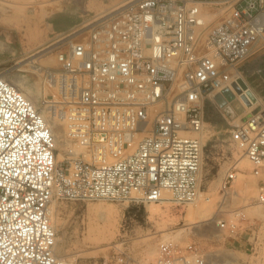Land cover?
Segmentation results:
<instances>
[{
    "label": "built area",
    "instance_id": "2783aa9c",
    "mask_svg": "<svg viewBox=\"0 0 264 264\" xmlns=\"http://www.w3.org/2000/svg\"><path fill=\"white\" fill-rule=\"evenodd\" d=\"M85 26L57 67L38 68L52 93L37 103L0 75V264H77L58 253L57 202H196L213 137L206 107H224L225 91L251 106L229 140L252 165L253 202L264 203V100L253 106L240 84L245 63L264 53V0H124L72 33ZM237 173L235 163L224 173L219 204L237 193ZM230 212L217 224L235 236ZM135 264L263 263L163 241Z\"/></svg>",
    "mask_w": 264,
    "mask_h": 264
},
{
    "label": "rangeland",
    "instance_id": "374dc122",
    "mask_svg": "<svg viewBox=\"0 0 264 264\" xmlns=\"http://www.w3.org/2000/svg\"><path fill=\"white\" fill-rule=\"evenodd\" d=\"M122 1L11 0L10 3L1 4L0 75L16 84L20 78L26 80V86L22 87L26 91L27 85L31 87L28 95L37 103L40 93L49 95L52 90L45 89L47 85L41 70L31 64L38 68L57 67L58 51L67 47L70 38L86 34L89 27L85 26L75 33H72L73 30ZM255 60L262 65L264 53L250 59L251 62ZM228 100L227 105L224 103L225 107L210 103L212 111L208 113L207 120L213 137L205 147L204 187L201 194L209 197L210 201L204 218L191 222L196 215L194 207L197 201L178 205L168 200L158 202L157 206L152 202L134 203L127 200L57 202L53 212L59 255L77 264H121L123 258L135 264L145 261L142 255L148 252L151 253L149 260H153L160 242L173 241L180 245L195 242L221 258L264 264V215L256 212L250 214L255 210L264 213V203L253 202L258 191L257 178L252 174V165L243 154L242 147L229 140L230 124L240 122L249 108L237 98ZM40 110L47 112L43 106ZM234 163L238 173L232 191L236 190L239 195L233 191L225 204H219L223 175ZM151 206L155 208L151 209ZM110 209L116 211L112 213ZM232 209L239 214L236 219L238 233L235 236H229L227 229L217 224L220 219H233ZM99 235H105L107 239H93ZM246 248L249 253L244 252Z\"/></svg>",
    "mask_w": 264,
    "mask_h": 264
},
{
    "label": "bare ground",
    "instance_id": "6f19581e",
    "mask_svg": "<svg viewBox=\"0 0 264 264\" xmlns=\"http://www.w3.org/2000/svg\"><path fill=\"white\" fill-rule=\"evenodd\" d=\"M26 2V1H25ZM30 2V1H29ZM29 2H26V3H29ZM32 7V6H31ZM33 62V61H32ZM44 62V61H43ZM41 64H43V63H41ZM44 64H46V63H44ZM49 64V63H48ZM33 67H35L37 70H38V67L34 64V63H32L31 64ZM23 76V75H22ZM27 79V78H26ZM37 82V81H36ZM21 88H23L22 86H26V80H24V79H18V83H17ZM35 84H37V83H35ZM241 84V86H242V88L244 89V90H246L247 89V87H248V84L246 83V81L244 82H241L240 83ZM38 86V85H37ZM36 86V87H37ZM28 90L26 91V90H24L25 91V93H26V95L30 98V96L28 95V92H29V90H31V87L30 86H28L27 85V87H26ZM51 89L49 86H46V90H49V89ZM36 89V88H35ZM45 90V91H46ZM50 91V90H49ZM36 93V92H35ZM246 94H248L249 96H254V93H253V91H251V90H249V91H247V92H245ZM38 94V93H37ZM228 94H229V98H232V95H233V93L231 92V91H229L228 92ZM32 99V98H31ZM262 100H259V99H257V102H255L254 103V105L253 106H256L258 103H260ZM248 108H250L251 109V106H249ZM46 116H47V114H46ZM62 125H65V122L64 121H61L60 122ZM60 129H61V127H60ZM249 191H250V188H249ZM254 191V190H253ZM169 199H168V197H166V199H164L163 201H161V202H169L168 201ZM210 201V199H208V197H203V195H201L200 196V198L197 200V205H196V207H194V212H195V217L193 218V219H191V222H193L196 218H204L206 215H207V213H206V210H207V203ZM153 203V202H152ZM154 205H158L159 203L158 202H156V203H153ZM152 204V205H153ZM153 205V206H154ZM153 206H151V209H152V207ZM108 208H109V206H108ZM111 208V207H110ZM117 208V207H116ZM155 207H153V209H154ZM192 208H193V206H192ZM257 208V207H256ZM259 208V207H258ZM95 209H97V208H95ZM100 209V208H99ZM97 211V210H96ZM114 211H116L115 209H110L109 210V212H114ZM118 211V210H117ZM100 212H102V213H105V212H103V211H100ZM119 212V211H118ZM255 212L256 213H258V214H260V215H264V213L263 212H261V211H253V212H251L250 211V214L251 213H254L255 214ZM98 213V212H97ZM101 213V214H102ZM108 213V212H107ZM106 213V214H107ZM100 214V213H99ZM160 214V213H159ZM253 214V215H254ZM113 216H114V214H113ZM115 216H116V214H115ZM121 216V215H120ZM100 217V216H99ZM54 218H55V216H54ZM54 218H53V221H54ZM117 218V217H116ZM108 219V218H107ZM109 220V219H108ZM60 221V220H59ZM58 221V222H59ZM57 224V223H56ZM98 229V228H97ZM102 231V230H101ZM90 232H92V231H90ZM99 232H100V230H99ZM98 232V233H99ZM178 232V231H177ZM97 233V234H98ZM101 234H102V232H101ZM171 234V233H170ZM106 235V234H105ZM105 235H103V236H100V237H93V239H95V240H99L100 238H103V240L104 239H107V237L105 236ZM169 235V234H168ZM95 236V235H94ZM98 236V235H97ZM167 237V236H166ZM165 237V238H166ZM101 240V239H100ZM109 240V239H108ZM142 259H146V260H149V259H151V253L150 252H148V253H146L144 256L142 255Z\"/></svg>",
    "mask_w": 264,
    "mask_h": 264
},
{
    "label": "crops",
    "instance_id": "0c3cea01",
    "mask_svg": "<svg viewBox=\"0 0 264 264\" xmlns=\"http://www.w3.org/2000/svg\"><path fill=\"white\" fill-rule=\"evenodd\" d=\"M54 22V21H52ZM67 28H64L63 30H66ZM255 60V61H250L243 66L244 70V77L246 79V83L248 84L249 88L253 93L256 95V97L259 100H264V72L262 73L261 71H264V68L261 65L260 61ZM263 74V75H262ZM222 99V104L220 106H226L225 104L226 101L224 100L223 97H220ZM210 103L208 102L207 107H206V117L209 118V112H211L210 108ZM251 109L249 108V111L243 116V119H246L250 115Z\"/></svg>",
    "mask_w": 264,
    "mask_h": 264
},
{
    "label": "water",
    "instance_id": "95a60500",
    "mask_svg": "<svg viewBox=\"0 0 264 264\" xmlns=\"http://www.w3.org/2000/svg\"><path fill=\"white\" fill-rule=\"evenodd\" d=\"M237 88V90H238V92H241V90L238 88V87H236ZM224 94L226 95V97H227V99H230L229 98V94H228V92L227 91H225L224 92ZM220 98V97H219ZM232 99V98H231ZM252 99L254 100L255 99V97L254 96H252ZM248 104H249V102H248ZM250 105V104H249Z\"/></svg>",
    "mask_w": 264,
    "mask_h": 264
}]
</instances>
